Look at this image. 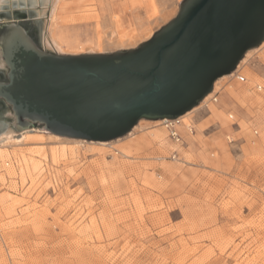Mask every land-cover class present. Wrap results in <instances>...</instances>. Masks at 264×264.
Here are the masks:
<instances>
[{"label": "rangeland", "instance_id": "obj_1", "mask_svg": "<svg viewBox=\"0 0 264 264\" xmlns=\"http://www.w3.org/2000/svg\"><path fill=\"white\" fill-rule=\"evenodd\" d=\"M181 1L62 0L52 38L60 54L132 49ZM22 14L11 12L54 52L42 43L46 17L37 24ZM117 29L139 42L115 48ZM249 57L245 83L220 82L216 92L228 97L220 114L208 102L181 121V143L142 120L110 145L55 140L40 126L23 130L40 140L0 145V264H264V48ZM12 123L0 104V124ZM157 136L166 140L159 145ZM132 138L146 141L118 154Z\"/></svg>", "mask_w": 264, "mask_h": 264}, {"label": "water", "instance_id": "obj_2", "mask_svg": "<svg viewBox=\"0 0 264 264\" xmlns=\"http://www.w3.org/2000/svg\"><path fill=\"white\" fill-rule=\"evenodd\" d=\"M26 21L0 19V104L11 128L94 143L191 111L264 42V0H182L149 39L111 53L45 51Z\"/></svg>", "mask_w": 264, "mask_h": 264}, {"label": "bare ground", "instance_id": "obj_3", "mask_svg": "<svg viewBox=\"0 0 264 264\" xmlns=\"http://www.w3.org/2000/svg\"><path fill=\"white\" fill-rule=\"evenodd\" d=\"M61 1L62 0H0V12L2 10H4V9H7L8 12L11 13L15 9L16 10L19 9V10L25 11L28 17L36 18V20L46 17V24L45 25L47 26L48 31H47V34H46V32L44 31V29H42L41 36H42L43 46H44V48H47V49L49 48V49L53 50L56 54H60V53L63 52V50H62L61 45L59 44V42H57L54 38H52V28H53L54 22H57V21H55V17H56L57 8H58V6H60ZM59 14H60V11H59ZM150 35L151 34L146 35V37L142 41H145V40L149 39L151 37ZM110 42L111 43L113 42V44L115 45L114 46L115 48H121V47H125V46L127 47V45L133 46L136 43H138L139 41H137L136 39H134L131 35L130 36H125L124 34L122 35L121 32H119L118 29H117L116 31H112L111 41ZM110 42H109V45L107 44V46H110ZM103 47H102V49H103ZM263 48H264V42L261 43V45H259L256 49H253V50H250V51L246 52L244 58L241 60V62L239 63V65L237 66L236 70L233 73H231V74H229L227 76H223L222 78H219L218 80H216L215 83H214V85H213L212 92L209 93L202 100V102L197 107L193 108L191 111L185 113L184 115L178 117L177 119H179L180 121L183 122V121H185V119L187 117H189L192 113H194L195 111H197L198 109H200L203 105L204 106L207 105V103L210 102L209 100L211 99V97L215 94V92L217 91V89L220 87V82L222 80H224V79H229V78L235 79L234 77L236 76V73H238L243 68V66L247 64L248 58H250L249 57L250 53L252 51L258 52V51L262 50ZM83 51H84V49H83ZM1 67H3V64L0 61V68ZM231 92H233V91L230 90L229 92H227L228 95H231L232 94ZM216 109H218V108H216V106H214V104H211L210 105V108H209V112L213 113L214 115L215 114H218V113L220 114V112H218V110H216ZM154 123H161V124H163V121H155ZM188 127H190V125L189 126H185V128H188ZM26 129H28V128H26ZM135 129H136V127L134 129H132V130H135ZM23 130H25V129H23ZM23 130H21V131H23ZM29 133H30V131H23V132L20 133L19 136H15L13 130H11L6 125H1L0 124V145L1 146L2 145L5 146V144H9V143L10 144L11 143H15V144L17 143L18 144L19 142H22L23 140H27L28 141V139H32L33 137H34V139H38L39 138V140H40V137H42L41 134L34 135V134H29ZM35 136H36V138H35ZM132 136H133V131L129 132L124 138L129 139ZM151 136H152V134H151ZM50 137H52L55 140L61 139L59 136L52 135V134H50ZM162 138H161V136H157V138H155V139H157V141H158L157 143L159 145H161V143L164 142V140H166V138H164V140ZM153 139H151V140H153ZM142 140L146 141L143 138L141 140H139V139H133L131 143L127 144L126 146H123L121 148L120 152L118 151V154L119 153L128 152V150H130V149L133 150V147H135L137 149V147L139 146V144H140V142ZM76 142L77 143H81V144L82 143H91V144L94 143V142H86V141H82V140H76ZM96 143L99 144V145H103V146L109 144V143H100V142H96ZM122 155L123 154H121V156ZM24 157H25V155H24ZM18 158H19V156H18ZM29 158H31V157H29ZM32 160L33 159L31 158L30 161H32ZM18 161H20V160L18 159ZM24 161H26V160H24ZM30 164H31V162H30ZM34 167L37 168V165H35ZM35 168H34V170H35ZM21 169H23V168H21ZM26 171H28V170H26ZM23 172L25 173V171H23ZM0 181L3 183L4 180L2 179Z\"/></svg>", "mask_w": 264, "mask_h": 264}, {"label": "built area", "instance_id": "obj_4", "mask_svg": "<svg viewBox=\"0 0 264 264\" xmlns=\"http://www.w3.org/2000/svg\"><path fill=\"white\" fill-rule=\"evenodd\" d=\"M234 78H235V80H237L240 83H245L246 82L245 78L242 75L238 74V73H236V76ZM255 90L257 92H259V91L262 90V87L260 85H257V86H255ZM209 101L211 103H216L217 102V98L213 95ZM162 125H163V128L167 132L168 138L171 141H173L174 143H177V144L182 142V136H181V132H180V126L182 124H181V121L179 119L164 120ZM187 131L189 133H192L193 132V128L190 126V127H188ZM175 158H176V155L173 154L172 155V159H175Z\"/></svg>", "mask_w": 264, "mask_h": 264}, {"label": "crops", "instance_id": "obj_5", "mask_svg": "<svg viewBox=\"0 0 264 264\" xmlns=\"http://www.w3.org/2000/svg\"><path fill=\"white\" fill-rule=\"evenodd\" d=\"M238 74H240V71L238 72ZM227 93V92H226ZM214 96L217 98V102L216 103H209V104H214V106H216V108H218L219 106L223 105L226 103V99H228V97L226 95H221V94H218V92H216L214 94ZM238 126V125H237ZM239 127V126H238ZM253 134L256 136L257 135V132H253ZM228 137V136H226ZM235 142V141H234Z\"/></svg>", "mask_w": 264, "mask_h": 264}]
</instances>
